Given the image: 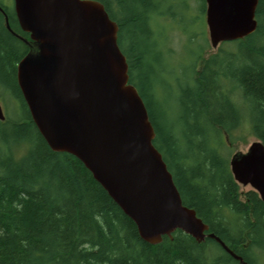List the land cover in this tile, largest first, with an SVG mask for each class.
I'll return each mask as SVG.
<instances>
[{"label": "trees", "instance_id": "trees-1", "mask_svg": "<svg viewBox=\"0 0 264 264\" xmlns=\"http://www.w3.org/2000/svg\"><path fill=\"white\" fill-rule=\"evenodd\" d=\"M96 1L118 27L117 45L126 59L128 82L145 105L153 145L183 205L233 253L247 264H257L256 250H264V202L252 190L240 198L223 150L224 134L244 119L264 145V0L256 7V30L230 42L231 49L220 48L196 72L199 46L187 77L176 79L172 99H159L155 92L159 73L172 55L155 30L163 1ZM175 2L182 21L189 16L185 0ZM198 2L202 12L205 2ZM0 7L10 29L28 39L13 10ZM181 29L192 44V33L184 25ZM28 51L6 29L0 12V88L22 110L20 116L0 123V142L29 146L18 160L0 155V264H239L214 240L196 242L181 231L156 245L143 242L134 223L75 157L49 149L16 83V65ZM167 73L172 74V68Z\"/></svg>", "mask_w": 264, "mask_h": 264}, {"label": "water", "instance_id": "water-1", "mask_svg": "<svg viewBox=\"0 0 264 264\" xmlns=\"http://www.w3.org/2000/svg\"><path fill=\"white\" fill-rule=\"evenodd\" d=\"M209 43L216 48L252 34L258 0H204ZM29 47L16 83L37 132L53 152L75 157L150 245L181 231L213 239L240 264L195 211L183 205L117 45L118 27L96 0H12ZM0 106V121L4 120ZM234 182L264 202V145L255 140L228 161Z\"/></svg>", "mask_w": 264, "mask_h": 264}, {"label": "rangeland", "instance_id": "rangeland-1", "mask_svg": "<svg viewBox=\"0 0 264 264\" xmlns=\"http://www.w3.org/2000/svg\"><path fill=\"white\" fill-rule=\"evenodd\" d=\"M162 1L161 12L163 14L157 16V26L155 30L157 33H161L160 39L161 37L164 38V40L161 41L167 45L166 49L172 52V55L170 57L171 61H169L170 64L168 63V66L164 67L163 73H159L155 92L159 99H172L176 96V79H180L182 82L187 77L188 69L194 60V56L198 53L200 45L202 48L200 49L201 53L196 65V72L199 70L202 61L216 54L220 48L231 49L232 47L228 45L229 43H221L216 48L210 46L204 21L205 9L202 12L199 11L198 0H185L184 3L187 6L189 16L186 14L182 21L178 16L182 13L180 5H173V2L178 0ZM0 5L8 10H12V0H0ZM191 17H193L192 23ZM183 25L188 28L189 33H192V44L188 43L189 35L181 29ZM157 49L159 50V48ZM166 49L162 47L160 50L164 54ZM168 68H172V74L167 73ZM0 106L5 119L16 118L22 114L18 101L2 88H0ZM1 122L3 121H0V123ZM7 131L8 129H6L5 133H8ZM224 138L225 149L223 150V155H227L228 159L236 152H245L250 143L256 140L251 134L249 123L245 119L241 121L238 127L230 130L229 134L225 133ZM28 148L29 146L26 143L6 146L0 142V155L8 153L14 160H18L26 154ZM238 187L240 198L244 199L243 194L250 191L251 188L248 185H238ZM256 251L258 252V264H264V250L260 249Z\"/></svg>", "mask_w": 264, "mask_h": 264}, {"label": "bare ground", "instance_id": "bare-ground-1", "mask_svg": "<svg viewBox=\"0 0 264 264\" xmlns=\"http://www.w3.org/2000/svg\"><path fill=\"white\" fill-rule=\"evenodd\" d=\"M258 4V3H257ZM257 7V6H256ZM256 23H257V21H256ZM256 28H257V26H256ZM256 30V29H255ZM245 38V37H244ZM243 39V38H242ZM239 40H241V39H239ZM237 41V40H236ZM233 42V41H232ZM224 43H230V42H224ZM172 176V175H171ZM205 224V223H204ZM207 233H212V232H209V229H208V231H207ZM185 234V233H184ZM213 234V233H212ZM187 235V234H186ZM189 236V235H188ZM191 237V236H190ZM217 237V236H216ZM192 238V237H191ZM193 239V238H192ZM209 239V238H208ZM195 240V239H194ZM213 240V239H212ZM196 241V240H195ZM197 242V241H196ZM240 257V256H239ZM242 259V258H241ZM235 261H237V260H235ZM238 262V261H237ZM242 262L243 263H245V264H247L243 259H242ZM256 263L258 264V259H257V257H256ZM240 264V263H239Z\"/></svg>", "mask_w": 264, "mask_h": 264}]
</instances>
